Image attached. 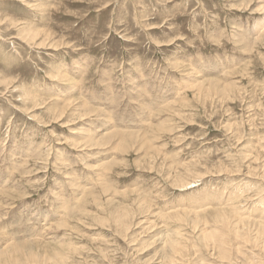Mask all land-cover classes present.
<instances>
[{"label":"rangeland","instance_id":"374dc122","mask_svg":"<svg viewBox=\"0 0 264 264\" xmlns=\"http://www.w3.org/2000/svg\"><path fill=\"white\" fill-rule=\"evenodd\" d=\"M263 2L0 0V264H264Z\"/></svg>","mask_w":264,"mask_h":264},{"label":"bare ground","instance_id":"6f19581e","mask_svg":"<svg viewBox=\"0 0 264 264\" xmlns=\"http://www.w3.org/2000/svg\"><path fill=\"white\" fill-rule=\"evenodd\" d=\"M264 3V2H263ZM260 6V5H259ZM62 75V74H61ZM205 80V79H204ZM209 80H210V78H209ZM207 81H208V78H207ZM215 81V80H214ZM209 82H211V81H209ZM213 82V81H212ZM218 82V81H217ZM212 89V88H211ZM102 140V139H101ZM233 197V196H232ZM243 211V210H242ZM61 215V214H60ZM220 215H222V212L220 213ZM218 216L217 218H216V220H219V221H221V222H226L225 220H227V219H229V216H227V215H222V216ZM232 215H230V217H231ZM233 216H234V214H233ZM238 216V215H237ZM63 219V218H62ZM43 222H44V220H43ZM121 222V221H120ZM236 222H238V221H236ZM46 223V222H45ZM123 223V222H122ZM232 223V222H231ZM239 223V222H238ZM248 223V222H247ZM260 223V222H259ZM224 224H226V223H223L222 225L223 226H225ZM235 224V223H234ZM241 224V223H240ZM45 225V224H44ZM238 225V224H237ZM253 225V224H252ZM220 226H221V224H220ZM232 226H234V225H232ZM241 226V225H240ZM48 227V226H47ZM258 227V226H257ZM259 227H262L261 225H259ZM223 227H221V229H222ZM233 228V227H232ZM248 228V227H247ZM252 228V227H251ZM224 229V228H223ZM237 229V227L235 228V230ZM227 231H228V229H226ZM225 230V231H226ZM234 230V231H235ZM254 230H256L255 229V227H254ZM260 230H261V228H260ZM221 231H223V230H221ZM232 231V230H231ZM245 231H246V229H245ZM251 231V230H250ZM256 231H258V228H257V230ZM205 232V231H204ZM203 232V233H204ZM236 232V231H235ZM234 232V233H235ZM243 232H244V230H243ZM243 232H242V235H244V236H246L245 234H243ZM261 232H262V230H261ZM261 232H259L260 234H261ZM231 233V232H230ZM240 233V230H239V232L237 233V235ZM245 233V232H244ZM246 233H247V231H246ZM257 233V232H256ZM248 234H249V230H248ZM254 234H255V232H254ZM223 235V234H222ZM224 235H226L225 233H224ZM258 235V234H257ZM203 236V235H202ZM241 236V235H240ZM248 236V235H247ZM261 236H262V234H261ZM26 237V236H25ZM226 237V236H225ZM229 237V236H228ZM238 236H236V238H237ZM243 237V236H242ZM241 237V238H242ZM248 237H250V235L248 236ZM264 237V235L262 236V238L259 236H257V239L258 238H260V240H262V239H264L263 238ZM166 238H168V237H166ZM238 238H240V237H238ZM251 238V237H250ZM253 238V237H252ZM221 239H222V241L224 240L225 241V239L223 238V237H221ZM230 239V238H229ZM255 239H256V237H255ZM169 239H165V241H164V243L166 242L167 243V241H168ZM249 240H251V239H249ZM222 241L221 240H213L212 242H214L215 243V246H216V243H217V246H216V248L218 249V247H222L221 246V244H222ZM231 241V240H230ZM235 241V240H234ZM243 241H245L244 239H243ZM248 241V240H247ZM255 241H257V240H255ZM254 241V242H255ZM6 242V241H5ZM182 242V241H181ZM257 242H259V241H257ZM256 242V243H257ZM7 243V242H6ZM161 243H162V241H161ZM180 242L178 241V240H176V238L175 239H171L170 238V242L168 243V244H164V246L166 245L167 246V249L166 250H168V257L167 256H164V261L167 259V258H170L169 260H168V262H167V264H173V262L175 263V261H174V259H173V257H170L172 254L171 253H173V252H183V249L180 247V244H179ZM214 243H212L213 245H214ZM233 243V242H232ZM245 243H247V242H245ZM249 243V242H248ZM263 243H264V241H263ZM262 243V244H263ZM228 244H230V243H228ZM246 245V244H245ZM6 246H7V244H6ZM10 246V245H9ZM5 246H3L2 248L0 247V257L2 256L1 255V253H2V251L5 249L4 248ZM14 247V246H13ZM16 247V246H15ZM212 247V246H211ZM12 248V247H11ZM227 248H228V246H227ZM237 248V247H236ZM212 249H213V247H212ZM211 249V250H212ZM226 249V245L223 243V252H224V250ZM239 249V248H238ZM220 250H221V248H220ZM4 252V251H3ZM214 252H215V250H214ZM213 252V253H214ZM179 255V254H178ZM183 255V254H182ZM181 255V256H182ZM209 255H211V254H209ZM213 255H215V254H213ZM221 256H222V253L220 254ZM55 257H57V256H55ZM58 258V257H57ZM60 258V257H59ZM177 259V258H176ZM164 261H163V264H164ZM10 262V261H9ZM166 262V261H165ZM176 264H177V260H176Z\"/></svg>","mask_w":264,"mask_h":264}]
</instances>
